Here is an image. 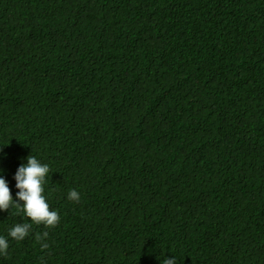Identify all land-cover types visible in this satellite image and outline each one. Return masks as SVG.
Segmentation results:
<instances>
[{"label":"trees","instance_id":"1","mask_svg":"<svg viewBox=\"0 0 264 264\" xmlns=\"http://www.w3.org/2000/svg\"><path fill=\"white\" fill-rule=\"evenodd\" d=\"M30 155L60 220L0 264H264V0H0L13 198Z\"/></svg>","mask_w":264,"mask_h":264},{"label":"clouds","instance_id":"2","mask_svg":"<svg viewBox=\"0 0 264 264\" xmlns=\"http://www.w3.org/2000/svg\"><path fill=\"white\" fill-rule=\"evenodd\" d=\"M49 172V165L41 163L33 155L28 156L26 163H22L17 168L13 177L17 190L13 198L3 170H0V212L14 207L17 213L22 214V217L28 221L15 224L8 230L7 236L0 235V257L8 254L10 240L23 241L29 235L33 225L51 229L58 224L60 216L57 211L50 210L44 195V184ZM67 199L78 202L80 195L76 190H70ZM47 235L45 231L37 236V240L42 242V248L48 247L47 243H43ZM177 262L172 256L170 259L164 258L161 264H177Z\"/></svg>","mask_w":264,"mask_h":264}]
</instances>
